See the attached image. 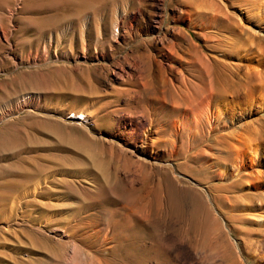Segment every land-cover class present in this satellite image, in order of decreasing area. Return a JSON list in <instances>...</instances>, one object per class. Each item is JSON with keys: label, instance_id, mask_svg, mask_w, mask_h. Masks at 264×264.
Returning a JSON list of instances; mask_svg holds the SVG:
<instances>
[{"label": "rangeland", "instance_id": "obj_1", "mask_svg": "<svg viewBox=\"0 0 264 264\" xmlns=\"http://www.w3.org/2000/svg\"><path fill=\"white\" fill-rule=\"evenodd\" d=\"M48 1L0 0V111L9 108L0 118V264L107 258L108 208L140 224L139 243L155 257L147 264L162 250L167 264H264V0H128L113 19L89 16L79 30L69 22L43 36ZM211 80L256 83L213 104L220 129L202 126L194 141L189 96ZM232 149L259 164L255 185L233 172L230 189L212 191L224 196L215 212L223 232L214 222L197 228L194 193L224 184L215 166ZM205 161L216 165L203 170ZM172 186L182 191L175 205ZM143 187L139 211L125 201Z\"/></svg>", "mask_w": 264, "mask_h": 264}, {"label": "bare ground", "instance_id": "obj_2", "mask_svg": "<svg viewBox=\"0 0 264 264\" xmlns=\"http://www.w3.org/2000/svg\"><path fill=\"white\" fill-rule=\"evenodd\" d=\"M126 1H128V0H49L48 4L50 6V9H48V10L50 12L47 10V8H48L47 6H46L47 8H44V9H46L45 12L49 13V15L46 17L45 16L42 17L41 20H39V22H37L39 24L38 26L41 28V30L39 29L40 33L42 32V35L44 33H46V29H48L49 26L50 27L52 26L54 28L56 26L58 27V26H62L64 24L66 25V23H69V22H71L70 24L74 23V26L77 27L79 30V26H81L80 24H81V22H83L82 20L87 19L89 16H92V18H91L92 22H93V19L94 20L97 19L95 22H97V24H98V20H100V18H99L100 16H104V18L106 17L107 19L114 17L115 10L117 8H120V5H125ZM211 1H213V0H211ZM42 2H44V1H42ZM45 3L46 2H44V4ZM205 5L206 4H204V6ZM211 5L214 6V2H211ZM216 6H214V9ZM43 7H44V5H43ZM219 7L222 8V10H223L222 5ZM219 7H217V9ZM1 8H3V7L1 6ZM42 8H40L41 13L44 15L46 13L42 12V10L44 11V9H42ZM214 11H216V9ZM202 12H204V11H202ZM221 12L222 11L219 10L217 12V14H220L222 17V14H225L226 12H224V13H221ZM16 13H17V11H16ZM39 14H40V11H39ZM42 14H40V15H42ZM217 14H216V16H217ZM226 14H228V12ZM229 15H226V17L228 18ZM231 19H232V17H231ZM221 20H222V18H221ZM37 29H38V27H37ZM12 52H13V50H12ZM251 76H252V74H251ZM207 82L201 81V84L198 85L199 88H196L194 90V92H192L193 94H190L189 100H188V103L191 106L190 112L184 114V118H186V120H187L185 122H189L187 124L189 125L188 127L192 131V136L194 138V141H197V138L199 139V138L203 137L202 134H204V132H203L204 128H202V126L203 127L205 125L208 126L210 128V131H209L210 133L212 132V130L215 131V130L220 129V126H221L220 122H221V118H222L221 110L219 108H217L215 111H212L213 104L215 105L216 102H218L220 99H223L225 97V95H227L228 93H231L232 96H241L243 89L250 90V92H252V91H254L253 85L256 83V81H240V82H237V81H224L223 82L222 81L219 83H215L212 80L207 81ZM257 82L259 83L258 85H260L262 92H264V81H257ZM7 111H9V108L1 110L0 111V118L3 116V114L7 113ZM74 116L77 119H82V117H84L82 114H80L78 116L76 114H74ZM4 117H6V116H4ZM184 118H183V122L185 120ZM213 119H215V120L217 119V121H219L216 123V124H218V126L216 128H213V126H212ZM185 124L186 123H184V125ZM225 127L227 128L226 123L224 126H222V128H225ZM231 128H234V127H231ZM230 134L233 135V132ZM224 144H226V143H224ZM217 147H219V146H217ZM199 148H201V146H199ZM198 151H200L199 154H203L202 150L199 149ZM232 152H233V154L229 153L228 156L223 157V156H220V154L218 155L219 157L217 156L218 159L223 164H225L224 167L219 168L218 167L219 165L213 164V165H216L215 166L216 168L214 171L215 176L213 178H217L220 182L224 183L223 185H219V186L213 185L211 188H208V190L205 189L206 187H203L201 184L198 185L199 189L201 188L200 189L201 191L200 190H199L200 192L195 191V193H194V198H195L194 210L191 213L192 214V217H191L192 224H194V226H196L195 223H198V225H197L198 227H199V224L201 227H202V225H204V227L205 226L208 227L211 224L210 225V227H211L212 223L214 222L213 224L217 225L219 231L223 230V228L221 227L222 225L219 222V218L216 216L215 212L218 211L217 207H218L219 202L221 201L220 199L217 200L216 197L217 198H224V196L222 194L215 196L212 191L214 190V188H216V189L219 188L220 190L230 189L232 183L226 184V182L230 181L229 178L233 175V172L236 173V175H238V176L246 177V181L248 184L255 185L254 182L257 180V177H256L257 173L256 172L260 173L259 172L260 170L258 171V168H257V165H259V164H257L256 160L251 158L249 155L244 156V157H234L233 149H232ZM207 154H209V152ZM215 155H217V154H215ZM215 155H213V156H215ZM227 158H229V159L231 158V163L228 165L226 164L227 160H229ZM204 164H206V166L203 165V167H204L203 170H206L207 166H212L214 168V166L212 164H210L206 161L204 162ZM209 168H211V167H209ZM146 172L147 171H145V173ZM148 178H149V176L147 178L144 177V180H147ZM199 180H200V182H202V181L204 182V180H201V179H199ZM144 183H145V181H144ZM168 183L171 184L170 181H168ZM233 183L236 184V182H233ZM144 189L145 188L143 187L142 189L134 190L133 192H131L125 201L127 203V205H129L131 208H136V210L139 209V211H140V209L141 210L144 209V211H145L146 203L144 202V195H143ZM167 189H169V188H167ZM157 190H158L157 192L159 193V196L157 198V200H158L157 202H158V206H159V210H160L161 206H162V197H163V196L161 197V192H162L161 190L162 189H161V187H159V189H157ZM178 190H180V189H177L175 186H172V188H171V194H170L169 200H171L170 202H172L173 205H175V203H176L175 201L177 200V196L179 197V195H181V193H182V191H178ZM177 192H180V193L178 194ZM183 194H184V191H183ZM181 197H182V195H181ZM181 197L179 199H181ZM172 212H173V210H172ZM107 214L111 219V227L113 228L114 245L111 248H109L110 249V255L107 258H103V259L99 260L100 258L96 259L93 257H89L91 264H96L95 262H97L98 264H147L148 258H150V259L155 258L154 255H152V258H151V256H150L151 252L149 253L147 251V249L144 248L141 245V243H139L141 238H142V231H141V229H139V227H141V226H139L140 225L139 223L133 221L134 220V218H132L133 216L130 217L129 214L121 213L117 210L109 209V208L107 209ZM200 217H202L203 220L200 219ZM196 219H198V222H196L197 221ZM134 222L137 223V225H134L133 224ZM190 225H191V223H190ZM183 236H184V234H183ZM186 238H188V237H186ZM195 244H197V243H195ZM87 245H88V247L93 248V249L96 246L95 243H87L86 246ZM198 246H199V248H202V246H200V245H198ZM203 246H205V244ZM203 249H204V247L201 250H203ZM162 251H164V250H162ZM162 251L160 253H164ZM160 253H159V264H167V261L161 260V258L163 259L164 256L161 255L163 257H160ZM220 255L223 256L225 254H220ZM225 258H226V256H225ZM167 259H165V260H167ZM168 262H170V261H168Z\"/></svg>", "mask_w": 264, "mask_h": 264}]
</instances>
